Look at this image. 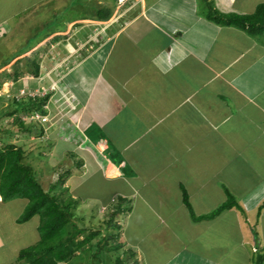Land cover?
<instances>
[{"label": "crops", "instance_id": "crops-1", "mask_svg": "<svg viewBox=\"0 0 264 264\" xmlns=\"http://www.w3.org/2000/svg\"><path fill=\"white\" fill-rule=\"evenodd\" d=\"M16 1H27L22 9L28 13L47 0ZM140 1L144 11L127 20L115 36L108 29L112 37L100 49L74 48L62 42L67 28L52 30L8 65L50 42L52 50L43 61L50 68L45 73L41 65L39 75L44 80L45 75L59 74L60 99L72 101L60 122H66L65 132L74 141L60 133L62 123L56 131L45 128L55 134L50 140L62 146L61 155L73 152L80 161L65 187L100 173L105 181L127 186L119 195L130 201L127 214L139 206L154 222L155 244L170 252L162 258L151 254L145 262L141 247L125 237L118 223L122 247L139 257V264H155L157 257L159 264H249L252 253L253 260L255 251L264 254V208L257 216L264 201V40L207 21L199 12L198 2L205 6L202 0ZM236 3L229 0L233 9ZM76 21L105 22L91 15L67 25ZM59 46L64 54L55 53ZM62 63H67L66 72L59 69ZM93 100L86 125L84 115ZM199 112L206 118L202 114L197 119ZM83 137L89 139L86 147ZM91 147L105 157L104 167ZM115 154L119 163L112 160ZM182 189L195 216L216 210L228 191L242 207L233 209L246 219L229 218L225 227L223 215L234 211L230 209L194 222L182 202ZM0 220L1 229L5 217ZM196 223L201 225L192 229ZM208 225L217 226L209 231L216 238L205 233ZM227 231H238L239 238L224 239ZM10 245V238L0 234V264H17L15 249L3 255Z\"/></svg>", "mask_w": 264, "mask_h": 264}, {"label": "rangeland", "instance_id": "rangeland-1", "mask_svg": "<svg viewBox=\"0 0 264 264\" xmlns=\"http://www.w3.org/2000/svg\"><path fill=\"white\" fill-rule=\"evenodd\" d=\"M214 1L217 2V6L214 4L215 8L217 7L220 12L225 14L238 13L239 10L241 12L244 11L254 13L258 4L264 3V0H237V3L234 7L235 9H233L232 5L229 4V0ZM17 2L19 1L0 0V64L4 61H9L12 57L18 54L25 52L30 47L35 45L36 42L41 40L45 35L49 34L52 30H65L67 28L66 33L68 34L65 36L66 40L64 39L65 41L62 42L67 44V41H69L74 48L81 47V50H84L89 49L88 47L93 45L92 47L95 46L96 48L100 49L101 47H104L105 40L112 37L111 35L109 36L107 32L108 29H110V31H112L115 36V34L128 22L127 20L131 19L133 16H136L139 12L144 11L145 8L140 0H128L119 6L117 0H47L38 4V6H36V8L32 11L26 13L22 7L25 6L27 1L24 4ZM198 3L199 8L201 9H199V12L202 13L204 6L200 5L202 4L201 1ZM98 7H107L112 10V15L108 22H95L91 24V22L76 21L74 22L75 25L72 24L73 26L67 25L74 19L80 20L91 16L94 14L95 8ZM107 36L109 37L107 38ZM262 40L264 39L262 38ZM49 43L50 42L43 43L40 47L38 46L39 48H35L29 54V59L31 61H35L38 64L39 74L43 73L44 71L46 73L50 68L46 62H43L47 61L45 55L52 50L51 46H49ZM85 45L87 46L85 47ZM57 51L60 52V54H64L65 52V50L60 46L55 49V53H58ZM55 63L59 64L61 62L57 59V62ZM9 65L2 68L0 73L3 71L11 73L12 71L17 70L19 73H21V76L15 81L7 80L3 76L0 77V128L3 127V129H5L11 122V117L5 118L4 114L10 110V107L12 106L11 101L13 99L22 100L31 95L42 97L50 90L49 92H51V97L47 103L48 113L50 116H53L57 112L58 113L56 119H54L55 122L50 120V123L44 124L43 126L50 130L51 128H48V126H52V129L56 131L57 127L60 126L61 123L64 124L62 127H60L62 129H60V133H63L65 140L73 142L75 136H71L72 134L70 135L68 132H65V129L68 128L66 122H60V116L65 115L66 106H70L72 101L70 102V100H65L66 97H61L62 99H60L61 95L58 93L59 87L56 84L57 81L55 78L58 77L59 74H49L53 75V79H47V77L51 78V76L45 75L46 78L43 80L42 75H39L38 77H32L31 75L26 74L24 60H20L19 64H17L14 68L11 67L12 65ZM40 66L43 72H40ZM66 67L67 63H62L60 64L59 69L66 72ZM20 90H23L26 94L22 96L20 94ZM69 98L70 97H68V99ZM65 102H67V105ZM93 105L94 100L91 102L87 112L84 115V123L86 125L88 123L86 120L89 121L90 108ZM25 114L19 110L15 116L19 117L24 116ZM198 114L197 119H201L202 114L203 118H206L207 116L206 113L204 114V112H199ZM211 114L212 113L210 112L208 113V115ZM45 116L48 117V115ZM64 118L65 121L66 116H64ZM28 121L29 119L25 120V125L32 126V123L34 122L31 121L29 124ZM13 127L17 129L15 123L13 124ZM9 128L11 129V127ZM86 134L88 136L90 135L88 131H86ZM54 135L55 134L52 133L50 135L48 131L44 136L41 137H37L28 133H20V135H17L18 137L15 138L16 140H12V143L20 145L25 151V162L34 166L39 182L45 191H47L51 185L56 184L60 180L59 174H61L64 170L70 168V172H72L74 168H76L74 166L76 159L71 156L70 153L68 154L65 152L64 155H61L62 146H55V144H57L56 142L50 146L48 141L50 139L55 140ZM88 145V143L83 144V147ZM91 150L94 152V156L97 161H99L101 166L104 167L105 157L101 155L102 153H98L93 147H91ZM118 158V155L115 154V157H113L112 160L119 163L120 160ZM68 179L69 176L63 179L65 181V184L63 185L64 187ZM127 189V186L124 185L122 181H105L100 173L99 175L86 177L83 176L79 180L71 183L70 186H66L63 190L62 198L65 201H68L70 198H75L79 199V204L80 202L85 203L83 206L77 204L76 212L74 213V220L77 222L79 227L90 230L100 229L101 232L105 233L107 231L111 232V230L107 228L106 224L108 218L110 217L111 207L115 205L117 197H119V195L121 196L122 190ZM57 192H59L58 189ZM125 192L126 191H124V193ZM114 193L117 195L114 196ZM101 204H104L105 206L101 207ZM26 206L27 201L23 199L6 201L0 204V218L1 216L5 217L4 224L3 226L1 225L0 234H2L3 238H10L11 240V245L8 246L3 255H5V253H11L12 250L15 249L16 253L13 255L16 254L17 256L18 252L21 249H24L23 246L32 244L35 245L39 241V233L37 231V226L39 224L38 217H33L24 223L17 222L19 216L23 214ZM232 210L234 211L227 212L223 215L224 219H226L228 222L227 223L225 221V227L229 226V218H233L234 221L240 220L239 218H241V221H245L246 219L245 213L243 214L241 212H237L235 209ZM247 217L249 218L250 216L247 215ZM252 218L255 220L254 215ZM115 221L116 223H120L123 226L125 237L132 244L138 243V246L141 247L143 251L142 256L145 257V262H149L146 257L152 256L153 254V256H158L160 254V258L170 254V252L168 254V251L160 248L158 244H155L156 242L154 241H156L157 238L154 237L155 233H153L155 232V230H153L154 222L149 221L146 218V213H143L139 206L137 208L134 207L132 214L128 215L126 213L125 215H121L117 217ZM191 225L192 229H196L201 225V223ZM251 226L253 230L256 228V226H253V224H251ZM208 227L209 229H206L205 233L210 235L209 239H211L212 236L216 238L215 235L209 233V231L217 226L208 225ZM187 231L190 232L189 229ZM231 233L232 234H228V231L225 232L224 239H228V237H230V240L234 242V239L239 238V233L238 231H232ZM85 235L86 234H83L78 239H83ZM102 236L103 233L100 236L94 238L92 243L96 244ZM119 237V241L122 242L120 231ZM24 241L27 243L24 244ZM94 250L95 248L93 249L89 247V245H86L83 248V251L78 252L80 260L78 259L76 264H116V258L125 259L123 252L127 250V248L124 246L123 249L118 251L110 250L108 252H103L101 255H99V259H96L92 256ZM160 258L157 257L155 259V264H159L158 262L160 261ZM134 263L139 264V257L135 256L132 260H127L126 262V264ZM151 263L153 264V261H151ZM248 263L253 264V253L251 255V260H249Z\"/></svg>", "mask_w": 264, "mask_h": 264}, {"label": "trees", "instance_id": "trees-1", "mask_svg": "<svg viewBox=\"0 0 264 264\" xmlns=\"http://www.w3.org/2000/svg\"><path fill=\"white\" fill-rule=\"evenodd\" d=\"M204 9L202 16L209 22L217 26L233 27L244 31L249 36L258 39H264V3L259 4L255 12L250 15H241L236 13H222L213 5L211 0H202ZM112 10L107 7H99L95 9L92 16L97 21H108L111 18ZM57 38V37H56ZM59 38V37H58ZM18 54L12 57L9 61H4L0 64V70L7 66ZM20 60L25 62V71L32 77L39 76V66L35 61H31L29 57H23L16 60L11 67L19 64ZM21 73L17 70L11 73L3 71L0 77L7 80H16ZM1 86V84H0ZM51 94H46L42 97L34 95L28 96L25 99H13L10 110L4 114L5 118L11 117V122L8 127L0 128V197L3 202L23 199L27 201V206L23 214L17 220L18 223H24L33 217L39 218L37 231L39 233V241L37 244L22 249L18 252L17 264H76L79 259V251H83L86 245L95 248L93 257L99 259V255L110 250L118 251L122 249L119 237L120 225L116 223V218L126 214L130 208L125 207L129 200L122 197H117V201L111 207L110 217L106 224L111 232H101V230H90L81 228L74 220L76 206L79 204L78 199L70 198L68 201L63 200L62 193L64 190L65 177L70 176V168L59 174V181L51 185L45 191L37 177V172L33 165L25 162V151L12 140H16L17 135L28 133L37 137L44 136L47 129L37 120H31L36 114L46 115L47 111L44 106L49 102ZM21 110L24 116H15ZM15 116V117H13ZM57 116H54L53 120ZM29 119L32 126L25 125V120ZM6 120V119H5ZM15 123L17 129L13 127ZM27 124V123H26ZM30 124V123H29ZM12 125V126H11ZM11 127V129L9 128ZM14 128V129H13ZM100 137H98L99 139ZM84 139V138H83ZM89 139L86 137L82 141L87 144ZM52 146V141H48ZM74 157L73 153H70ZM113 158V157H112ZM117 163V162H116ZM80 161L75 160V167H80ZM61 188V191H60ZM57 189L59 192H57ZM227 200L216 210L202 216H195L188 195L182 189V202L189 211L191 219L199 221L203 219H212L225 210L237 209L242 211L241 205L235 198L226 191ZM264 208V201L257 208V216L259 217L261 210ZM103 236L96 244L92 241L97 236ZM83 234H86L83 239H78ZM120 242V243H119ZM125 259L116 258V264H126L127 260H132L135 254L130 250L123 252ZM129 258V259H128ZM253 264H264V254L255 251ZM138 264V263H134Z\"/></svg>", "mask_w": 264, "mask_h": 264}, {"label": "built area", "instance_id": "built-area-1", "mask_svg": "<svg viewBox=\"0 0 264 264\" xmlns=\"http://www.w3.org/2000/svg\"><path fill=\"white\" fill-rule=\"evenodd\" d=\"M118 1V6L120 4H123L124 2H127L128 0H117ZM31 120H37L40 123H49L50 119L47 116H40V115H34V117L31 118Z\"/></svg>", "mask_w": 264, "mask_h": 264}, {"label": "clouds", "instance_id": "clouds-1", "mask_svg": "<svg viewBox=\"0 0 264 264\" xmlns=\"http://www.w3.org/2000/svg\"><path fill=\"white\" fill-rule=\"evenodd\" d=\"M49 91H50V90H49ZM49 91H48L46 94H50L51 92H49ZM20 94L23 96V95L26 94V93H24L23 90H20ZM46 94H45V95H46ZM31 96H33V95H31ZM43 96H44V95H43ZM47 105H48V104H46V105L44 106V108H45L46 111H47V114H46V115H48V117H49V119H50L51 121L55 122V120H53L54 116H50L49 113H48V107H47ZM37 115H40V114H37ZM42 116H45V115H42ZM59 119H60V118H59ZM51 121H49V123H50ZM41 124H42V123H41ZM44 124H47V123H44ZM44 124H43V125H44ZM83 138L85 139V137H83ZM83 138H82V140H84Z\"/></svg>", "mask_w": 264, "mask_h": 264}]
</instances>
